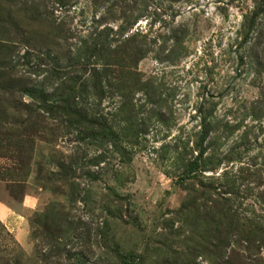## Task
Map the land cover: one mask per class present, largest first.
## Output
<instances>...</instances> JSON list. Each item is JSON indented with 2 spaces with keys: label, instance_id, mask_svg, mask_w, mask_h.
Segmentation results:
<instances>
[{
  "label": "rangeland",
  "instance_id": "obj_1",
  "mask_svg": "<svg viewBox=\"0 0 264 264\" xmlns=\"http://www.w3.org/2000/svg\"><path fill=\"white\" fill-rule=\"evenodd\" d=\"M3 207L0 264H264V0H0Z\"/></svg>",
  "mask_w": 264,
  "mask_h": 264
},
{
  "label": "trees",
  "instance_id": "obj_2",
  "mask_svg": "<svg viewBox=\"0 0 264 264\" xmlns=\"http://www.w3.org/2000/svg\"><path fill=\"white\" fill-rule=\"evenodd\" d=\"M35 6H36V3L34 2L33 8H31V7H29V8L33 9V12L36 14V18H38L37 21L40 22L41 24L50 22L49 19L46 18L47 15H39L36 12L37 9L35 8ZM131 27H132L131 25L128 26L127 31ZM61 29L62 28H60V30ZM122 31H124V29ZM108 36H109V34H102V37H100V39H98V40L91 39V43L89 45H88V43H85L83 48L81 49V50H83V53L89 58L87 63L91 62L92 59H95V61H96L95 64L92 65V69H91V78H90L91 81H90V83H92L91 87L94 91V92H92V95H94V93L97 96H104L105 95V91L102 90L103 83L110 76V72H111L112 68L116 67L117 61L115 60L114 57H115V54L117 53V51L119 54H122V56L124 55L125 58L129 57L135 61H139L141 58L145 57V51L139 46H134L133 38L136 35L133 38L128 39V43L126 41L124 42V43L129 44V45H124V47H119L118 50H112L111 47L108 48V46H105L102 43L103 40L105 41V39ZM123 60L124 59L122 58V61ZM122 61L119 62L121 65L123 63ZM124 64H125V61H124ZM126 65H124V66L122 65V66L125 67ZM100 66H101V68H100ZM78 82L79 81H77V83ZM83 88L85 91H87V89L89 87H85L83 85ZM54 97H56V96H54ZM77 99L81 100V102L79 103L80 105H78ZM60 100H61L60 98H59V100L55 99V102L52 106L53 110L50 113L51 115H53L55 112H57L59 110L68 109V112H70V113H72V111H74V113L76 112V113L80 114L82 117H84V118H82L83 120L87 116H90V118H91L90 123L92 122L93 124L100 125L102 127V129H109L108 124L101 125V122H100L101 115L98 117L97 112H95L94 110L91 111L89 109V106L92 107V105L87 103V99H84L82 97L80 98L79 93H77L76 91H73L70 94L66 103L62 102V100L61 101ZM207 136H208L207 131L203 130L202 136L200 137V140H199V142H197L198 144L196 146V148L198 149L197 157L195 158V160H193L192 162L188 163L185 166V171L183 173L184 180H192L193 177L198 172H200V170H201V162L200 161L203 158V156L205 155L204 143L207 139Z\"/></svg>",
  "mask_w": 264,
  "mask_h": 264
},
{
  "label": "crops",
  "instance_id": "obj_3",
  "mask_svg": "<svg viewBox=\"0 0 264 264\" xmlns=\"http://www.w3.org/2000/svg\"><path fill=\"white\" fill-rule=\"evenodd\" d=\"M0 213H1V216L4 220H6V221L9 220L10 215H9L8 208H6V207L0 208Z\"/></svg>",
  "mask_w": 264,
  "mask_h": 264
}]
</instances>
